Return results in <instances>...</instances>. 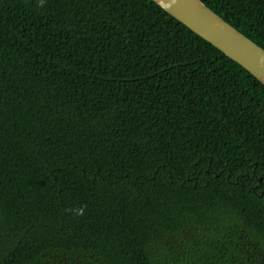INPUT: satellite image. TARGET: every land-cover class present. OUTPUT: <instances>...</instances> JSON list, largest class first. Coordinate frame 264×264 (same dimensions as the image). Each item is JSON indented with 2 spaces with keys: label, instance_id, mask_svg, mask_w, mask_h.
<instances>
[{
  "label": "trees",
  "instance_id": "1",
  "mask_svg": "<svg viewBox=\"0 0 264 264\" xmlns=\"http://www.w3.org/2000/svg\"><path fill=\"white\" fill-rule=\"evenodd\" d=\"M0 264H264V85L152 0H0Z\"/></svg>",
  "mask_w": 264,
  "mask_h": 264
},
{
  "label": "water",
  "instance_id": "2",
  "mask_svg": "<svg viewBox=\"0 0 264 264\" xmlns=\"http://www.w3.org/2000/svg\"><path fill=\"white\" fill-rule=\"evenodd\" d=\"M152 1L264 85V48L225 21L203 1Z\"/></svg>",
  "mask_w": 264,
  "mask_h": 264
},
{
  "label": "clouds",
  "instance_id": "3",
  "mask_svg": "<svg viewBox=\"0 0 264 264\" xmlns=\"http://www.w3.org/2000/svg\"><path fill=\"white\" fill-rule=\"evenodd\" d=\"M82 211H83L82 209L81 210H78V214H82Z\"/></svg>",
  "mask_w": 264,
  "mask_h": 264
}]
</instances>
